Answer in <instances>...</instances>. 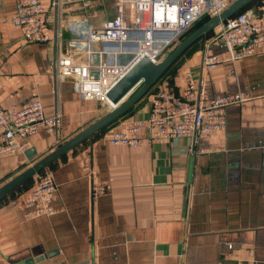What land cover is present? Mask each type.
<instances>
[{"label":"crops","instance_id":"obj_1","mask_svg":"<svg viewBox=\"0 0 264 264\" xmlns=\"http://www.w3.org/2000/svg\"><path fill=\"white\" fill-rule=\"evenodd\" d=\"M20 1L0 0V104L13 111L39 100L62 124L22 139L28 149L0 161V187L113 110L83 98L77 78L58 81L56 58L85 63L75 30L119 18L120 0H73L58 12L43 0L54 41L41 44L26 42L12 22ZM252 9L261 12L264 0ZM211 38L120 119L0 200V264H264V54L203 73L208 97L248 96L227 108L222 132L137 149L110 143L130 121L149 118L159 88L183 96L184 74L202 64ZM213 51L227 57L217 45ZM47 172L58 213L26 219L19 205Z\"/></svg>","mask_w":264,"mask_h":264},{"label":"built area","instance_id":"obj_2","mask_svg":"<svg viewBox=\"0 0 264 264\" xmlns=\"http://www.w3.org/2000/svg\"><path fill=\"white\" fill-rule=\"evenodd\" d=\"M237 0H120L119 18L106 21L102 28L82 26L75 30L85 45V63L66 60L58 53L56 79L77 78V91L85 99L107 102L112 87L130 67L143 58L154 64L164 60L168 50L194 26L206 17H215ZM73 0H52L51 9L58 12ZM47 7L43 0H21L16 6L12 22L24 30L28 43H52L48 31ZM118 43L126 45L125 52L95 49V45ZM225 50L223 58L213 51L214 46ZM264 54V9H248L222 23L205 45L202 64L184 74V93L176 96L159 88L151 99L147 120L130 121L125 130L115 133L110 143L116 147L140 148L162 144L180 138L211 136L222 132L227 125V108L248 100L247 94H225L210 98L206 93L204 72H211L224 63ZM97 57V60H94ZM123 58V60H121ZM124 59L127 61L123 62ZM198 71V72H197ZM62 124V116L46 115L39 100H33L19 110L7 111L0 104V161L13 154L25 152L28 147L22 139L41 130L55 132ZM104 192V183L98 184ZM57 184L51 172L39 175L23 204L26 219L54 216Z\"/></svg>","mask_w":264,"mask_h":264},{"label":"water","instance_id":"obj_3","mask_svg":"<svg viewBox=\"0 0 264 264\" xmlns=\"http://www.w3.org/2000/svg\"><path fill=\"white\" fill-rule=\"evenodd\" d=\"M256 0H237L218 16L213 17L200 28L192 32L179 42L171 54L158 64H154L148 58H143L133 64L125 75L112 87L107 98L114 108L96 123L57 148L54 152L0 187V200L15 189L33 179L36 175L48 169L71 150L93 137L120 119L133 106L138 103L163 77L170 67L199 39L207 40L208 35L215 31L222 23L234 17ZM103 49L107 51H120L126 45L118 43H104Z\"/></svg>","mask_w":264,"mask_h":264},{"label":"trees","instance_id":"obj_4","mask_svg":"<svg viewBox=\"0 0 264 264\" xmlns=\"http://www.w3.org/2000/svg\"><path fill=\"white\" fill-rule=\"evenodd\" d=\"M257 1V0H256ZM256 1H254L252 4H250L249 6H247L245 9H243L241 12H243V11H246V10H248V9H251L253 6H254V4H255V2ZM241 12H239V13H241ZM238 13V14H239ZM238 14H236V15H238ZM210 19H212V17H206V18H204L203 20H201L196 26H194V28H192L186 35H184L183 37H182V39H181V41L185 38V37H187L188 35H190L192 32H194L195 30H197L198 28H200L202 25H204L206 22H208ZM214 34V31H212L209 35H208V37H207V39H209V38H211V36ZM215 35V34H214ZM213 37V36H212ZM202 40H205L204 38H201V39H199L197 42H195L184 54H186L191 48H193L196 44H198L200 41H202ZM183 54V55H184ZM182 55V56H183ZM182 56L170 67V69L163 75V77L168 73V72H170V71H172L173 69H175L176 68V66H177V63L179 62V60L182 58ZM162 77V78H163ZM161 78V79H162ZM160 79V80H161ZM159 80V81H160ZM158 81V82H159ZM150 92V91H149ZM34 179V178H33ZM33 179H31V180H29V181H32ZM28 181V182H29ZM26 184V183H25ZM24 185V184H23ZM23 185H21V186H23ZM20 188V187H19Z\"/></svg>","mask_w":264,"mask_h":264},{"label":"rangeland","instance_id":"obj_5","mask_svg":"<svg viewBox=\"0 0 264 264\" xmlns=\"http://www.w3.org/2000/svg\"><path fill=\"white\" fill-rule=\"evenodd\" d=\"M217 29H218V28H217ZM217 29L214 31V34L217 32ZM214 34H213L212 36H214ZM212 36H211V37H212ZM185 38H186V37H185ZM176 46H177V45H175V46L173 47L172 50H168V51L165 53V55H164V56H165L164 59L167 58V57L171 54V52L174 50V48H176ZM121 60H123V58H121ZM126 61H127V60L124 59V61H123V62L121 61V63L123 64V63H125ZM111 108H112V107H111Z\"/></svg>","mask_w":264,"mask_h":264}]
</instances>
